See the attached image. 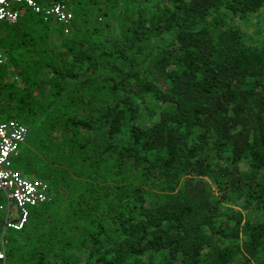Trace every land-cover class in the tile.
Returning a JSON list of instances; mask_svg holds the SVG:
<instances>
[{"label":"trees","instance_id":"trees-1","mask_svg":"<svg viewBox=\"0 0 264 264\" xmlns=\"http://www.w3.org/2000/svg\"><path fill=\"white\" fill-rule=\"evenodd\" d=\"M36 2L72 18L11 5L0 121L50 200L2 236L0 191V264H264V0Z\"/></svg>","mask_w":264,"mask_h":264},{"label":"built area","instance_id":"built-area-1","mask_svg":"<svg viewBox=\"0 0 264 264\" xmlns=\"http://www.w3.org/2000/svg\"><path fill=\"white\" fill-rule=\"evenodd\" d=\"M19 3L41 13L44 19L53 18L63 23L64 32L68 31L67 22L72 18L71 12L62 2L42 6L35 0H0V23L14 22L18 13L11 5ZM7 56L0 47V64L6 62ZM28 136V128L18 120L0 121V191L5 198L4 216L2 219V236L8 229H21L27 222L29 208L50 200L48 184L37 178H30L12 168V158ZM0 257L2 255L0 254Z\"/></svg>","mask_w":264,"mask_h":264},{"label":"rangeland","instance_id":"rangeland-1","mask_svg":"<svg viewBox=\"0 0 264 264\" xmlns=\"http://www.w3.org/2000/svg\"><path fill=\"white\" fill-rule=\"evenodd\" d=\"M231 22L237 24L242 29V31L245 33L244 37L246 38L247 43L250 44L254 43L257 45L264 44V13L263 12L259 13L257 16H250L246 18L235 16L231 19ZM18 120L23 122V120L25 119L20 118ZM237 207L240 208L241 206H239L238 204ZM243 211L245 210L243 209ZM247 213L251 216L254 213L253 209L247 210Z\"/></svg>","mask_w":264,"mask_h":264},{"label":"clouds","instance_id":"clouds-1","mask_svg":"<svg viewBox=\"0 0 264 264\" xmlns=\"http://www.w3.org/2000/svg\"><path fill=\"white\" fill-rule=\"evenodd\" d=\"M36 1V0H35ZM27 6V5H26ZM26 141V140H25ZM23 144V143H22ZM19 149H20V147H19ZM18 153H19V150H18ZM18 153L14 156V157H16L17 155H18ZM13 161V158H12V160H11V162ZM13 164V163H12ZM12 168H14L13 167V165H12ZM15 169V168H14ZM16 170H18V169H16ZM18 171H20V170H18ZM21 172V171H20ZM22 174H24L23 172H21ZM25 175V174H24ZM26 176V175H25ZM28 177V176H27ZM2 222V221H1ZM2 235V234H1Z\"/></svg>","mask_w":264,"mask_h":264}]
</instances>
